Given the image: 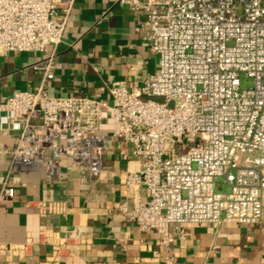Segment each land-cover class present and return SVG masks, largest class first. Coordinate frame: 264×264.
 Returning a JSON list of instances; mask_svg holds the SVG:
<instances>
[{
  "label": "built area",
  "instance_id": "built-area-1",
  "mask_svg": "<svg viewBox=\"0 0 264 264\" xmlns=\"http://www.w3.org/2000/svg\"><path fill=\"white\" fill-rule=\"evenodd\" d=\"M74 1L0 0V55L39 54L33 68L41 74L39 86L0 102V115L18 128L16 144L0 147V163L9 173L21 165L42 167L46 180L64 170L96 180L107 171L111 139H118L121 157H133L139 167L120 176L132 207L122 202L117 212L139 231L155 232L164 251L137 264H173L172 245L188 235L182 224L261 221L264 0H118L143 17L137 29L158 66L142 85L112 86V105L46 90ZM243 76L250 86L241 85ZM105 109L114 125L109 133L101 129ZM13 195L5 179L0 202ZM39 235L50 248L44 264H59L67 245L81 240L76 231ZM30 246L26 241L15 251L24 254Z\"/></svg>",
  "mask_w": 264,
  "mask_h": 264
},
{
  "label": "crops",
  "instance_id": "crops-1",
  "mask_svg": "<svg viewBox=\"0 0 264 264\" xmlns=\"http://www.w3.org/2000/svg\"><path fill=\"white\" fill-rule=\"evenodd\" d=\"M142 20L118 0H75L56 47L54 78L45 83L48 94L105 98L112 105V86L142 85L158 66L143 30L137 29ZM39 58L33 52L0 55V102L14 91L39 86L41 74L33 68ZM113 126L105 109L101 129L109 133ZM17 137L18 128L0 115V147L14 146ZM121 147L111 139L104 155L107 171L96 180L76 170L46 180L42 167L21 165L9 173L8 165L0 163V188L5 179L14 188L13 198L0 202V264H44L50 248L40 242L43 229L80 233L81 240L67 245L59 264H137L139 258H162L155 232L139 231L117 212L122 202L132 207L120 176L139 167L133 157H121ZM139 196L144 199L145 192ZM182 226L188 235L172 245L173 264H264V218L249 224ZM26 241L30 248L17 253L15 248Z\"/></svg>",
  "mask_w": 264,
  "mask_h": 264
},
{
  "label": "rangeland",
  "instance_id": "rangeland-1",
  "mask_svg": "<svg viewBox=\"0 0 264 264\" xmlns=\"http://www.w3.org/2000/svg\"><path fill=\"white\" fill-rule=\"evenodd\" d=\"M252 83H251V80L250 79H248V78H246V77H242L241 78V85L243 86V87H248V86H250ZM154 100H156V101H161L162 99L161 98H159V97H155V98H153ZM218 185H219V187L221 188V189H226L225 188V186H224V184L222 183V179L220 178V179H218Z\"/></svg>",
  "mask_w": 264,
  "mask_h": 264
}]
</instances>
